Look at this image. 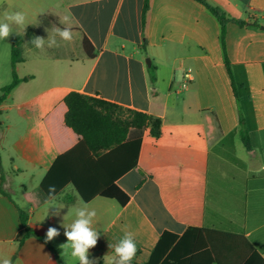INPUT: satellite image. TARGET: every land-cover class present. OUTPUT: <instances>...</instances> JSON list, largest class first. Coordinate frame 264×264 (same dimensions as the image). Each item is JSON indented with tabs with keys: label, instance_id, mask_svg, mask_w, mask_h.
Listing matches in <instances>:
<instances>
[{
	"label": "crops",
	"instance_id": "0c3cea01",
	"mask_svg": "<svg viewBox=\"0 0 264 264\" xmlns=\"http://www.w3.org/2000/svg\"><path fill=\"white\" fill-rule=\"evenodd\" d=\"M14 2L7 0L6 7ZM206 2L246 23H229L226 33L239 100L223 53L222 27L194 0H151L145 25V0H67L42 14L50 22L22 31L25 62L16 73L30 79L0 106V116L6 113V125L0 123V184L7 195L0 192V256H10L13 264H61L35 237L20 245L26 235L19 219L23 211L45 241L47 229L57 227L60 235L47 243L61 250L62 262L78 264L61 248L67 242L61 224L71 223L75 210L87 204L96 211L100 233L90 249L95 264L111 260L109 244L125 231L134 234L138 249L131 264H147L162 236L178 242L190 228L243 234L264 262V0ZM66 14L71 43L56 37L59 46L45 44L43 51L30 43L34 36L47 39L53 27H66L59 23ZM85 38L94 57L84 49ZM5 86L0 83V92ZM71 92L162 120L158 139L149 129L132 132L142 141L137 166L115 179L129 197L125 206L88 185L81 187L90 200L85 202L73 184L87 162L68 156L79 142L64 125V99ZM19 177L27 183L18 186ZM53 185L55 200L48 201ZM53 206L62 207L60 215Z\"/></svg>",
	"mask_w": 264,
	"mask_h": 264
},
{
	"label": "trees",
	"instance_id": "16d2710c",
	"mask_svg": "<svg viewBox=\"0 0 264 264\" xmlns=\"http://www.w3.org/2000/svg\"><path fill=\"white\" fill-rule=\"evenodd\" d=\"M206 7L209 12L218 20L222 27V47L228 72L231 76L236 98L239 94L236 91L226 50L227 25L235 23L245 26L244 21L231 19L223 10L213 7L206 0H194ZM151 0H145L143 8V24L145 25ZM26 36H30L29 32ZM24 36L12 38L11 68L12 82L1 89L0 106L6 101L10 93L23 82L30 78H19L16 67L25 62L23 42ZM84 49L89 57L95 56V49L87 38L84 39ZM150 82L157 81L156 68H149ZM64 102L67 113L64 118V125L71 130L79 139L78 144L71 149V154H76L78 161H85V167L80 169L78 176H74V186L82 199L89 202L83 195L81 187L90 186L104 198L118 201L122 206L129 202V197L120 190L115 179L120 173H124L137 166L141 138H134V132H143L149 129L150 134L158 139L162 135L161 118L122 107L120 105L83 95L78 92L69 93ZM235 133V132H234ZM247 144V139L244 137ZM248 148L249 145H247ZM81 156V157H80ZM93 157L98 160L93 161ZM93 161V163H92ZM84 169V171H83ZM83 171V172H82ZM0 174L3 182L4 169L0 157ZM84 175V176H83ZM101 176V183L98 178ZM72 183V182H70ZM0 192L5 193L0 184ZM66 203H71V198H65ZM20 223L26 231L25 240L35 237L44 242L52 253L58 258L61 264V250H57L48 244L43 237L38 236L29 226V215L23 211L19 212ZM162 236L156 248L152 251L151 260L147 264H264L260 256L253 254V248L243 234L237 232H224L214 229L190 228L188 232L178 241V238ZM166 238V239H165Z\"/></svg>",
	"mask_w": 264,
	"mask_h": 264
},
{
	"label": "clouds",
	"instance_id": "9594fccd",
	"mask_svg": "<svg viewBox=\"0 0 264 264\" xmlns=\"http://www.w3.org/2000/svg\"><path fill=\"white\" fill-rule=\"evenodd\" d=\"M60 24L66 25L64 28L53 27L51 35L45 39L41 36H34L30 43L41 51L44 50L45 44L48 48L58 47L60 40L71 43L74 35L71 28V15H63ZM13 25L23 28L26 31L27 16L23 11H6L0 18V40H6L13 33ZM46 31H49L46 29ZM55 186H50L48 190V201L55 200ZM46 201V203L48 202ZM56 209L55 215H60V206H53ZM96 211L89 209L85 204L83 207L77 208L74 213V218L71 223H63V235L66 237V243L61 245V248L70 250V257L73 261H78V264H95V260L90 258V249L97 245L100 238V233L94 226ZM60 235L57 227H49L46 231V242L52 241ZM112 250L111 260L105 261V264H131L137 253V245L134 234L130 231H125L123 237L115 244H109ZM0 264H13L10 256H0Z\"/></svg>",
	"mask_w": 264,
	"mask_h": 264
},
{
	"label": "rangeland",
	"instance_id": "374dc122",
	"mask_svg": "<svg viewBox=\"0 0 264 264\" xmlns=\"http://www.w3.org/2000/svg\"><path fill=\"white\" fill-rule=\"evenodd\" d=\"M7 0H0V18H2L4 12L6 11H23L27 16V27L37 28L42 23L50 22L49 17L44 14L48 11H52V8L56 9L61 8V6L67 2V0H15L13 5L10 8L6 7ZM57 5V7H56ZM14 33L8 37L6 40H0V83L2 85L8 86L12 82V68H11V50H12V37H16L24 31L23 28H19L16 25H13ZM26 27V28H27ZM150 59V58H149ZM151 60V59H150ZM32 64V63H30ZM176 87L179 88V85L176 84ZM5 123L6 125V113L0 116V123ZM5 160V166L8 165V157L6 153L3 155ZM18 186L21 184L27 183L26 177H19L16 179ZM14 199L22 204L20 196H14Z\"/></svg>",
	"mask_w": 264,
	"mask_h": 264
},
{
	"label": "water",
	"instance_id": "95a60500",
	"mask_svg": "<svg viewBox=\"0 0 264 264\" xmlns=\"http://www.w3.org/2000/svg\"><path fill=\"white\" fill-rule=\"evenodd\" d=\"M262 29L264 30V27H262ZM146 62H147V65H148L149 67H151V66H152V62H151V60H150V59H148Z\"/></svg>",
	"mask_w": 264,
	"mask_h": 264
},
{
	"label": "built area",
	"instance_id": "2783aa9c",
	"mask_svg": "<svg viewBox=\"0 0 264 264\" xmlns=\"http://www.w3.org/2000/svg\"><path fill=\"white\" fill-rule=\"evenodd\" d=\"M187 79H191V76L190 75H186Z\"/></svg>",
	"mask_w": 264,
	"mask_h": 264
}]
</instances>
